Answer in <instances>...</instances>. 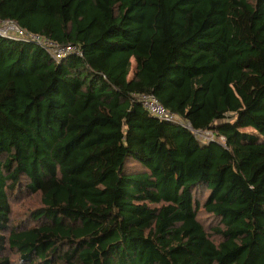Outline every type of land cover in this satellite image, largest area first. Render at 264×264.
I'll return each mask as SVG.
<instances>
[{
    "label": "trees",
    "instance_id": "16d2710c",
    "mask_svg": "<svg viewBox=\"0 0 264 264\" xmlns=\"http://www.w3.org/2000/svg\"><path fill=\"white\" fill-rule=\"evenodd\" d=\"M0 20L75 51L0 36V264H264V0H0Z\"/></svg>",
    "mask_w": 264,
    "mask_h": 264
},
{
    "label": "built area",
    "instance_id": "2783aa9c",
    "mask_svg": "<svg viewBox=\"0 0 264 264\" xmlns=\"http://www.w3.org/2000/svg\"><path fill=\"white\" fill-rule=\"evenodd\" d=\"M0 36L10 39H24L29 40L37 45L42 46L50 54L51 58L58 60L64 56L75 52L74 47L70 45H59L53 41L43 40L37 35L31 34L22 28L18 27L14 22L9 20H0ZM140 102L145 110L154 115L157 119L166 121H175V117L169 114L165 108L153 97L148 95H141ZM188 126V125H187ZM195 134H200L197 131H193ZM205 135L201 139L202 142L211 140L213 137L209 132H205Z\"/></svg>",
    "mask_w": 264,
    "mask_h": 264
},
{
    "label": "rangeland",
    "instance_id": "374dc122",
    "mask_svg": "<svg viewBox=\"0 0 264 264\" xmlns=\"http://www.w3.org/2000/svg\"><path fill=\"white\" fill-rule=\"evenodd\" d=\"M203 135H205V134H204V133H200V134H199V137L202 138ZM30 198H31V197H30ZM30 198L28 199V201L30 200ZM28 201H27V202H28ZM17 211H18L19 213H21V211H22V213L24 212L23 209L21 210L20 208H18Z\"/></svg>",
    "mask_w": 264,
    "mask_h": 264
}]
</instances>
